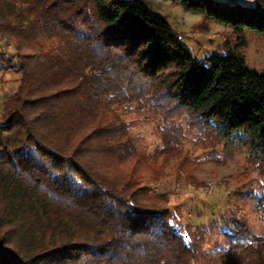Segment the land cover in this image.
<instances>
[{
	"label": "trees",
	"instance_id": "obj_1",
	"mask_svg": "<svg viewBox=\"0 0 264 264\" xmlns=\"http://www.w3.org/2000/svg\"><path fill=\"white\" fill-rule=\"evenodd\" d=\"M164 1L236 44L196 59L141 0H0L6 69L20 74L0 117V264H197L205 231L181 232L167 194L142 185L163 178L187 135L225 158L245 150L262 180L240 196L264 225V71L240 51L246 32L264 37V0ZM133 116L154 125L158 163L138 152ZM225 225L213 261L253 240Z\"/></svg>",
	"mask_w": 264,
	"mask_h": 264
},
{
	"label": "rangeland",
	"instance_id": "obj_2",
	"mask_svg": "<svg viewBox=\"0 0 264 264\" xmlns=\"http://www.w3.org/2000/svg\"><path fill=\"white\" fill-rule=\"evenodd\" d=\"M169 23L182 38L191 55L200 59L211 53L222 54L226 46L236 44L231 30L213 23H201V15L187 12L164 0H141ZM229 5L252 6L251 0H214ZM200 24V25H199ZM245 46L240 50L247 65L264 71V37L252 32L243 34ZM15 56L14 47L0 37V117L4 103L20 85V74L6 69V61ZM132 124L129 133L140 139L137 150L151 163L161 140L152 123L128 119ZM215 152V156L209 155ZM245 150L237 149L224 157L222 148L194 143L187 135L182 156L172 161L158 182L143 181L150 194H167L166 207L177 215L174 223L181 232L183 226L192 234L202 235V259L197 264H264V225L255 203L243 200L240 193H260V178L247 170ZM235 219L242 228L253 234L250 248L239 251L228 260L213 261L216 244L227 245L219 232L226 223Z\"/></svg>",
	"mask_w": 264,
	"mask_h": 264
}]
</instances>
